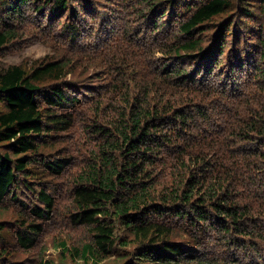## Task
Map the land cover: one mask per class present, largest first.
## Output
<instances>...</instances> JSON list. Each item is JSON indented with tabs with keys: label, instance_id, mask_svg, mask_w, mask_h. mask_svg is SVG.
Wrapping results in <instances>:
<instances>
[{
	"label": "trees",
	"instance_id": "1",
	"mask_svg": "<svg viewBox=\"0 0 264 264\" xmlns=\"http://www.w3.org/2000/svg\"><path fill=\"white\" fill-rule=\"evenodd\" d=\"M29 21L97 40L0 68V264L264 259V0H0V50Z\"/></svg>",
	"mask_w": 264,
	"mask_h": 264
},
{
	"label": "rangeland",
	"instance_id": "2",
	"mask_svg": "<svg viewBox=\"0 0 264 264\" xmlns=\"http://www.w3.org/2000/svg\"><path fill=\"white\" fill-rule=\"evenodd\" d=\"M25 35L16 42L15 44L0 50V68H5L10 65H15L26 61L29 65H32L35 60L39 58L46 57L47 55L58 56L62 54L70 55L73 52H76L77 49L81 46L82 41H86L88 45H94L97 38L90 37L85 40L80 41L78 44H68L64 37L57 33L55 28H48V29H39L41 27L40 21L39 22H32L29 21L25 25ZM96 39V40H95ZM91 43V44H90ZM68 49L71 51L70 53L65 51ZM65 52V53H64ZM87 52H95L93 49H88ZM81 56V55H80ZM88 61H91L86 56H83V60H79L80 70L84 69V66H87ZM78 62V61H76ZM93 69V68H91ZM246 73L248 74L252 68L246 66ZM79 70V71H80ZM78 71V72H79ZM90 73V71H89ZM90 75V74H89ZM85 111H82V113ZM86 116L76 115V124L73 129L68 132L67 137L69 141H62L60 146L65 145L69 150V154L72 157V163L70 164L69 171L75 169V166H81L84 162L82 149L85 148V141L87 139L88 134L90 132L85 131L84 129V122ZM81 149V150H77ZM51 183L54 185H58L59 195L64 196L67 186L69 184L67 174L63 175L62 177H55L51 180ZM17 208V207H16ZM19 211V208H17ZM13 211V210H12ZM66 224L64 223H57L52 227H48V231L43 242L31 252H27L24 249H20L17 254H15V258L13 260L16 261L17 264H35L36 260L40 256V251L47 248V255L53 254L55 252V237L59 236L60 233L66 229ZM72 231V230H71ZM9 237V234H8ZM188 240H191L190 235L185 236ZM10 238V237H9ZM11 239V238H10ZM12 240V239H11ZM43 247V248H42ZM235 249L231 252H234ZM264 253V252H262ZM255 258L251 261V264H264L263 256L258 255L257 253L254 254ZM260 257V258H259ZM244 264H247V261H250L249 257H244Z\"/></svg>",
	"mask_w": 264,
	"mask_h": 264
}]
</instances>
